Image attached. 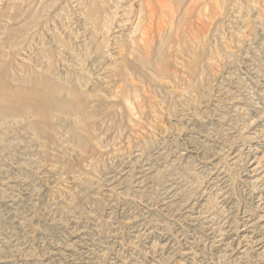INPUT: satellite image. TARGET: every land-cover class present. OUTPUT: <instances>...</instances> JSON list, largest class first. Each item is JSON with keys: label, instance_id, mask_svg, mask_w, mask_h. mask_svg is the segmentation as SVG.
I'll return each mask as SVG.
<instances>
[{"label": "rangeland", "instance_id": "rangeland-1", "mask_svg": "<svg viewBox=\"0 0 264 264\" xmlns=\"http://www.w3.org/2000/svg\"><path fill=\"white\" fill-rule=\"evenodd\" d=\"M0 264H264V0H0Z\"/></svg>", "mask_w": 264, "mask_h": 264}]
</instances>
